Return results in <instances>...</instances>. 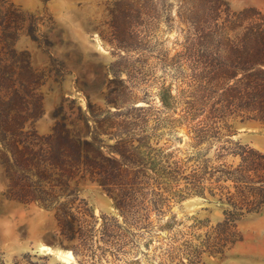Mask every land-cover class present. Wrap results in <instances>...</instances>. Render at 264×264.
Returning a JSON list of instances; mask_svg holds the SVG:
<instances>
[{"label":"trees","instance_id":"obj_1","mask_svg":"<svg viewBox=\"0 0 264 264\" xmlns=\"http://www.w3.org/2000/svg\"><path fill=\"white\" fill-rule=\"evenodd\" d=\"M139 1L146 13L165 6L164 0H115L114 6L132 9ZM176 1L177 20L186 26L179 28L184 38L173 59L179 90L175 97L162 90L157 116L152 118L151 107L126 108L109 98L114 111L88 102L72 116L61 102L50 132L40 134L35 126L45 114L41 88L50 71L35 69L30 53L17 44L26 37L47 45L40 26L50 18L0 0L4 195L53 212L60 246L80 264L96 236L111 241L121 236L117 230L136 228L141 236L171 230L174 223L164 218L172 199L213 198L223 217L202 235L170 237L158 264H203L205 253L224 258L243 241L239 223L264 211V150L233 139L235 121L264 124V15L254 8L233 11L227 0ZM182 127L186 133L178 138ZM166 133L186 138L187 148L159 146ZM87 184L113 200L122 225L114 217L96 219L80 197Z\"/></svg>","mask_w":264,"mask_h":264},{"label":"rangeland","instance_id":"obj_2","mask_svg":"<svg viewBox=\"0 0 264 264\" xmlns=\"http://www.w3.org/2000/svg\"><path fill=\"white\" fill-rule=\"evenodd\" d=\"M13 1L29 12L40 11L50 18L40 26V35L49 41L47 45L39 46L26 37L17 44L19 50L30 53L35 69L50 71L41 88L45 114L35 126L40 134L50 132L53 112L61 102L76 116L78 108L86 110L88 102L101 111H114V107L106 104L109 98L126 108L151 107L154 118L162 108L163 89H168L171 97L177 96L179 82L173 59L184 38L179 28L186 26L177 20L176 0H164L165 6L149 13L142 11L141 1L132 9L124 4L115 7V0H49L46 4L41 0ZM227 2L233 11L254 8L264 15V0ZM153 123L151 119L149 124ZM234 124V140L264 150V124L239 120ZM185 133L182 127L176 135L179 138ZM159 146L185 149L186 138L180 141L166 133ZM1 162L2 159L0 264H80L75 256L66 261L63 255L61 261L42 252L48 248L69 249L60 246L53 212L5 197L8 179ZM80 197L86 200L98 221L105 215L123 224L113 200L98 186L85 185ZM169 207L164 221L171 219L174 223L171 230L159 229L150 236H141L136 228L117 230L121 236L111 241L96 236L83 264H125L137 259L139 264H158L161 247H167L170 237L182 238L189 231L202 235L223 217L221 207L210 197L172 199ZM238 229L243 241L224 258L205 253L203 264H264V211L244 219ZM119 248L132 251L124 254ZM154 254L157 258H153Z\"/></svg>","mask_w":264,"mask_h":264},{"label":"water","instance_id":"obj_3","mask_svg":"<svg viewBox=\"0 0 264 264\" xmlns=\"http://www.w3.org/2000/svg\"><path fill=\"white\" fill-rule=\"evenodd\" d=\"M72 252L71 250H61V249H53V248H48L42 252L44 253H49L51 255V257L54 259V260H61L63 261V255L65 252Z\"/></svg>","mask_w":264,"mask_h":264},{"label":"bare ground","instance_id":"obj_4","mask_svg":"<svg viewBox=\"0 0 264 264\" xmlns=\"http://www.w3.org/2000/svg\"><path fill=\"white\" fill-rule=\"evenodd\" d=\"M70 259V261H71V259H73V254H72V252H70V251H68V252H66L65 254H64V260H66V261H68ZM63 260V261H64Z\"/></svg>","mask_w":264,"mask_h":264}]
</instances>
